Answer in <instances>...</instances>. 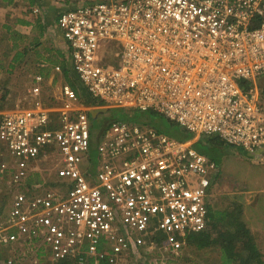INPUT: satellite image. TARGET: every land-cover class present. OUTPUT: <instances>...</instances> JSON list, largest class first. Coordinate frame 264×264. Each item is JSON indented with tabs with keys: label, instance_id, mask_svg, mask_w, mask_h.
Masks as SVG:
<instances>
[{
	"label": "built area",
	"instance_id": "built-area-1",
	"mask_svg": "<svg viewBox=\"0 0 264 264\" xmlns=\"http://www.w3.org/2000/svg\"><path fill=\"white\" fill-rule=\"evenodd\" d=\"M66 1L56 23L70 68L101 105L60 82L56 103L43 106L36 75L34 104L0 113V182L10 197L0 264H118L155 245L157 233L177 252L207 227L218 168L193 140L264 153V0ZM110 42L121 52L102 55ZM98 107L157 113L193 140L126 120L97 133ZM50 155L57 179L47 182L40 165Z\"/></svg>",
	"mask_w": 264,
	"mask_h": 264
},
{
	"label": "rangeland",
	"instance_id": "rangeland-1",
	"mask_svg": "<svg viewBox=\"0 0 264 264\" xmlns=\"http://www.w3.org/2000/svg\"><path fill=\"white\" fill-rule=\"evenodd\" d=\"M3 19L0 20V113L9 110L25 109L35 102V98L29 94L31 83L28 78V72L30 71H25V68L21 66V60L24 59L25 52L21 54L15 50L13 53L9 47L11 45L9 40L10 33H8L9 31L6 27H2L3 24L9 28L13 26L9 19L6 22L2 21ZM20 42L22 43L21 40ZM26 48L30 49L28 43H26L24 50ZM108 51L120 53L121 46L116 42H110L109 49L106 48L105 50V47L102 48L101 54L106 56ZM56 66H54V72L57 74L54 75V79L46 85L42 84L40 89V102H42L43 106L50 108L56 103L54 96L58 94L57 86L60 82L70 83L72 81L71 79H73L77 81L75 83L77 89L80 92L84 91V87L78 82L77 76L72 70L68 72L71 79H66L64 74L60 72L61 70L57 71L55 69ZM59 66L63 70V66ZM85 97H82V101L84 102ZM110 120H126L137 123L149 120L156 125L167 126L166 119L163 117L160 118V116L154 113L117 107H107V111L102 116L92 119V122L96 123L97 126H101L102 122H109ZM212 137H202L201 141H199L201 139L199 137L194 140L192 139L194 141H192L194 143L193 147H202L205 145L204 142ZM91 155L95 156L94 151L91 152ZM5 156L9 160L7 155ZM209 156L218 165L217 172L209 188L211 208L218 211L225 210L227 212L240 211V217L254 235V240L264 259V153L249 155L223 143L218 147L215 146L210 151ZM1 159L2 156L0 157V166ZM56 167L55 159L49 158L47 162L42 164L43 170L41 178L47 182L55 181L57 179ZM30 178L33 179V176H30ZM6 189L5 184L0 182V223L6 211L8 201H10ZM225 223L222 224V227L227 229L229 224ZM164 237V234L157 233L154 239L155 245L147 244L140 247V255L132 254L131 257H127L118 264H222V254L217 245L197 249L185 243L180 250L174 252L169 249L168 244H164ZM46 255L48 254L45 253ZM55 263L45 258V260L39 261L27 259L16 264ZM98 263L108 264L104 260L89 262L87 264Z\"/></svg>",
	"mask_w": 264,
	"mask_h": 264
},
{
	"label": "crops",
	"instance_id": "crops-1",
	"mask_svg": "<svg viewBox=\"0 0 264 264\" xmlns=\"http://www.w3.org/2000/svg\"><path fill=\"white\" fill-rule=\"evenodd\" d=\"M67 7L66 0H0V20L7 18L2 21L6 22L9 19L13 26L11 28L4 24L2 26L10 33L9 47L13 53L15 50L21 54L25 52L21 66L25 71H30L28 78L31 84L36 75L43 77V85L51 82L57 74L54 72L56 65L71 70L68 46L56 23L58 15ZM26 43L30 49L26 48L25 51ZM49 158L54 159L55 156L50 155ZM34 175L33 180L40 179L38 174ZM31 180L30 178L28 181Z\"/></svg>",
	"mask_w": 264,
	"mask_h": 264
},
{
	"label": "trees",
	"instance_id": "trees-1",
	"mask_svg": "<svg viewBox=\"0 0 264 264\" xmlns=\"http://www.w3.org/2000/svg\"><path fill=\"white\" fill-rule=\"evenodd\" d=\"M68 69L63 67L62 73L66 77V79H71L68 73ZM68 83L78 94V97L82 99L87 95V91L80 92L76 87V82L73 79ZM87 94H86V93ZM89 96V95H88ZM85 97V104L87 105H101V102L92 100L89 96ZM147 113H154V112H147ZM157 116L162 118L163 116L154 113ZM164 118V117H163ZM166 119V118H165ZM111 121V120H110ZM109 121V122H110ZM167 121V126H159L152 123L149 120L142 122V124L151 125L158 131L164 132L167 135L174 137L178 140H189L192 139V134L182 130L178 127L174 122ZM92 122V118H91ZM109 122H102L101 126H97L96 123L92 122V128L97 132L100 133L101 130L106 127ZM97 126V128H96ZM204 137V136H203ZM201 138V139H200ZM199 141L202 140L200 137ZM202 147H197L199 152L209 156L210 151L216 146H220L223 142L213 136L208 141H205ZM210 157V156H209ZM7 194L9 195L8 190H6ZM211 203L208 205V221L207 227L203 231L197 233H191L186 236L185 243L187 245L193 246L197 249H203L207 247H212L217 245L219 250L221 251V262L222 264H264V259L262 253L260 252L258 245L254 240V235L241 219L240 211L234 212H227L225 210H215L211 208ZM226 222V223H225ZM229 224L228 228L222 227V224ZM55 264H72L70 261H58ZM100 264V263H98ZM106 264V263H101Z\"/></svg>",
	"mask_w": 264,
	"mask_h": 264
},
{
	"label": "water",
	"instance_id": "water-1",
	"mask_svg": "<svg viewBox=\"0 0 264 264\" xmlns=\"http://www.w3.org/2000/svg\"><path fill=\"white\" fill-rule=\"evenodd\" d=\"M107 111L106 107H100V108H93L90 111V116L92 119H95L99 116H102Z\"/></svg>",
	"mask_w": 264,
	"mask_h": 264
}]
</instances>
